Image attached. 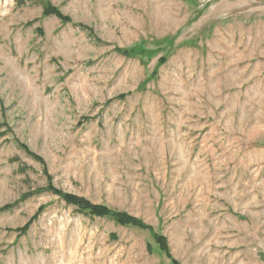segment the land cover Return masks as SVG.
Segmentation results:
<instances>
[{
  "label": "rangeland",
  "instance_id": "obj_1",
  "mask_svg": "<svg viewBox=\"0 0 264 264\" xmlns=\"http://www.w3.org/2000/svg\"><path fill=\"white\" fill-rule=\"evenodd\" d=\"M0 264H264V0H0Z\"/></svg>",
  "mask_w": 264,
  "mask_h": 264
},
{
  "label": "trees",
  "instance_id": "obj_2",
  "mask_svg": "<svg viewBox=\"0 0 264 264\" xmlns=\"http://www.w3.org/2000/svg\"><path fill=\"white\" fill-rule=\"evenodd\" d=\"M74 203L77 206H79L80 208L90 209V211L92 213H94V214H98V215L107 214V211H105V210H102L101 211L100 207H98L96 205H93V204L89 203L86 200H83V199H75ZM115 216H116V218L118 219V221L120 223L130 224V225H133V226H141V223L139 221H137L133 217H129V216H126L124 214H117ZM158 241L161 243V246H162L163 250H166L164 238H159Z\"/></svg>",
  "mask_w": 264,
  "mask_h": 264
}]
</instances>
